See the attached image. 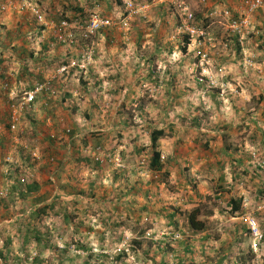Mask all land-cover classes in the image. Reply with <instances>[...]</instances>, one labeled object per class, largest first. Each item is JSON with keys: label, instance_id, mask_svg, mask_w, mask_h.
I'll return each mask as SVG.
<instances>
[{"label": "rangeland", "instance_id": "obj_1", "mask_svg": "<svg viewBox=\"0 0 264 264\" xmlns=\"http://www.w3.org/2000/svg\"><path fill=\"white\" fill-rule=\"evenodd\" d=\"M51 1L46 12L38 0L9 2L6 11L13 9L21 14L8 11L13 22L20 18L18 32L10 36H6L5 26L0 21V45L7 40L15 41L16 45L11 44L13 48H9L14 54L28 49L22 44L28 43L30 48L35 45L31 54L23 55L25 60L11 66L12 71L27 73L24 80L14 82V77L9 76L2 81L8 82L11 88L15 87L12 91L16 96L37 82L61 74L59 71L66 66L65 72L56 79V93L39 97L36 112L23 121L21 129L24 134L19 136L16 145H31L41 151V161L33 170L41 177V182L38 180L29 186L20 184V171L18 173L5 161L9 151L14 153V159L17 157L11 147L12 136L9 134L0 144V251L7 257L6 263L0 258V264H38L35 263L37 257L43 260V264H264V241L259 240V234L264 236V112L261 110L264 94L260 93L261 89H257L252 78L264 80V50L258 51L255 46L264 34L258 18L252 16L250 27L260 34L249 36L245 51L238 53L236 41H232L227 52L216 46L212 53L215 58L211 61V74H215L216 66H220L216 64L218 59L225 56L229 60L228 56L235 55V60L227 64L228 67L221 63L224 80L226 78L230 84L224 82L223 86L220 85L219 89L223 88V91H220L217 102H206L207 109L211 110L207 112L213 113V125L238 116L239 128L243 130L239 133L241 142L238 145L228 146L236 139L232 136L225 139L216 134L218 132L210 145L206 142L210 141L206 138V131L211 128L201 127L196 132L189 124L184 125V134L178 137L170 126L178 119L176 109L179 105H175L172 98L174 85L168 89L165 84L168 75L176 74L178 86L188 94L187 99L182 100L183 107L192 104L198 107L199 103L194 98L196 91H193L197 82L194 80L192 86L184 83V76L193 79L196 73L193 63L197 47L192 43L188 46L187 37L175 31L176 18L168 4L164 7L163 4L156 5L160 4L159 0H132L136 6L148 4L149 12L147 18L137 16L129 20L131 28L129 34L124 35L118 29H102L93 34L89 25L97 18H127L125 4L128 0H97L95 7L88 0ZM196 3H199L197 10L192 8L195 15H200L201 9H209L206 3L197 0ZM55 6H59V10ZM74 7L86 9L87 14L81 15L73 10ZM33 9L43 15V23L36 21ZM169 13L173 17L167 15ZM26 15L33 17L31 31L36 28L37 33L40 32L37 37L28 34L30 27L22 24V16ZM162 15L165 19L161 18ZM63 17L70 23L66 44L59 42L55 28ZM221 18L211 20L205 26L208 29L212 26L211 34L219 43L222 39H234L227 34L224 36L220 22L225 23V20ZM167 30L170 33L164 36ZM156 44L160 49L156 50ZM43 45H50V48L43 51ZM15 47L19 51L14 50ZM0 53L11 52L0 48ZM245 54L254 58V64L247 68L243 61ZM121 57L124 70L119 74L112 59ZM190 58L193 63L185 65ZM29 69L33 73L31 79ZM116 75L119 77L115 78ZM143 76L149 81L144 83ZM99 87L107 92L106 98L101 94L99 97ZM134 88L139 89V96ZM237 91L242 96H237ZM231 93H234L233 98L242 99L239 108L235 105L237 102L230 100L229 103ZM200 94L202 97V89ZM133 97L140 98L134 102ZM177 101L180 103L179 99ZM0 103H7L2 93ZM126 105L134 112L131 109L118 114ZM140 107L143 113L139 111ZM3 109L1 113L6 115ZM236 109L240 110L238 115L234 113ZM74 115L78 117L74 119ZM101 119L106 120L99 123ZM50 123H56L59 133L53 143L54 138L48 134L52 128ZM155 127L163 128L166 134L161 138L162 142L159 141L164 164V170L159 174L148 171L152 156L149 134L157 130ZM105 128H108L109 137L101 131ZM94 137H102L100 147L93 144L91 139ZM109 138H113V142L107 141ZM245 140L250 145V155L258 172H253V166L248 169L238 164L240 154L236 147ZM46 146L49 154L44 151ZM108 154H112V161L107 158ZM23 156V160H29L26 154ZM99 156L104 163L99 162L97 169L83 160L89 159L97 164L96 157ZM50 158H54V162H49ZM32 166L29 162L28 168ZM236 175L241 177L234 179ZM32 184L37 187L32 189L34 193H29ZM60 188L65 194L55 192ZM73 188L77 193L68 194ZM218 191L220 200L215 199ZM35 196L38 197L33 198ZM42 196L51 200L48 205L56 203V206L53 211L36 217L34 213L44 205L36 207ZM232 197L242 201V209L236 217L230 213L231 208L226 209ZM65 209L70 215L68 222L65 221ZM196 209H200L195 212L197 221L206 223L205 232L189 228V215ZM29 224L49 235L43 252L36 243L22 246L19 235ZM252 224L258 230L255 237ZM206 235L208 239L204 238ZM77 243L90 250H77Z\"/></svg>", "mask_w": 264, "mask_h": 264}, {"label": "built area", "instance_id": "obj_2", "mask_svg": "<svg viewBox=\"0 0 264 264\" xmlns=\"http://www.w3.org/2000/svg\"><path fill=\"white\" fill-rule=\"evenodd\" d=\"M28 2H32L33 0H27ZM202 3H206V0H199ZM161 4H168L175 15L176 18V31L177 33L184 34V36H188L190 39V43L192 46H196L195 58L198 60L195 68L196 72L198 68H202V72L205 77H209L211 81H214V77L209 74L211 67L213 66L212 61V53L215 50L216 46H222L224 51H228L229 44L231 40L219 41L214 38V35L211 34L210 28L201 27L199 22H197L195 10L192 9V3H195L196 0H159ZM201 3V4H202ZM25 6V3L22 4ZM127 18L123 19H94L91 21L89 25L90 31L95 34L102 29H110V30H121L124 32V35H128L130 31L129 20L134 17H142L147 18V13L149 12V5H139L136 6L132 0H128L125 4ZM9 7L8 4L0 5V12L6 11ZM30 7V4H29ZM243 11L233 12L230 9H224L222 11H215L214 15L216 19L222 17L221 19L225 20L224 22H220V25L223 27L224 34H227L228 37H240V40H243L246 35L249 34L248 28H250L251 18L260 10H264V0H243ZM34 16L37 22H44L43 15L40 11L33 9ZM236 14L237 16H235ZM70 27V23L68 21H62L55 26L57 37L59 38L60 43H65L67 40L65 39L67 29ZM71 38V36H69ZM71 41V40H70ZM126 41H129L128 38ZM73 43V42H72ZM254 64L253 57H246L244 59L245 67H250ZM220 67V68H218ZM216 72L218 71V76L223 77V66H218ZM82 68V66H81ZM66 66L64 65L59 73L55 77L51 79H47L46 81H40L33 85L32 89L26 90L20 96H16L12 91V88L9 86L8 82L3 83V93L5 94V98L7 100V116L0 118V137H9V134L12 136L11 139L14 141L11 145L12 150L17 153V157L14 159V153L10 151L7 153V157L5 161L12 165L14 170H18V182L22 185H29L36 181V172L34 170V166L37 165L41 161V154H39V150L31 145H23L22 151L17 150L16 145L19 144L20 135H23V129H21V125L26 117L33 115L37 110V104L39 97L43 95L55 94L56 89L55 85L58 82L57 78L62 75V72H65ZM202 80V77L199 78ZM68 132H70L68 130ZM100 149V148H99ZM26 154L30 161L23 160ZM115 156V155H114ZM103 158V157H101ZM107 158L112 161V154H108ZM115 159H117L115 157ZM96 161L100 163H104L103 159L96 157ZM33 166L29 169L28 163ZM49 162H54V158H50ZM252 231L254 233V237L258 235V230L254 224L251 226ZM259 240H263L262 234H259Z\"/></svg>", "mask_w": 264, "mask_h": 264}, {"label": "crops", "instance_id": "obj_3", "mask_svg": "<svg viewBox=\"0 0 264 264\" xmlns=\"http://www.w3.org/2000/svg\"><path fill=\"white\" fill-rule=\"evenodd\" d=\"M38 1H39V5L40 6L42 4V7L43 8L42 7L41 8L44 10V12H46V10H48L47 8H50L51 7V3H52L51 0H38ZM88 1L92 2V4L94 5V6L93 5L92 6L95 7V5L97 3V0H88ZM104 1L109 2V0H104ZM197 1L198 2H201L199 0H197ZM0 2H2L1 4H8L9 2L10 3H13L12 0H0ZM198 4L199 3H196V2L195 3H192V8H195L197 10ZM153 5H155V4H153ZM156 5H161L162 6V4H156ZM163 6L164 7L165 6L168 7V5H165V4H163ZM59 8H60L59 6H55V9L56 10H59ZM206 8H209V9L208 10L204 9V11H203V9H201V11H200L201 13H200V15L198 14V16L199 17L200 16L201 17L204 16L205 19L210 18V21L209 22H211V20H215L216 19V16L214 15V12L217 11V10L218 11H222L224 9H231L234 13L237 12V11H241L243 9V0H206ZM12 10L13 9H9L8 11H12ZM82 10H83V12H82L83 14H84V12L87 14V10L86 9H82ZM112 10H113V7L111 6V13L113 12ZM116 10L117 9H115L114 11H116ZM8 11H6V12H0V21L5 26L6 36H10L11 34L17 33L18 30H19V28H20V25L18 23V22H20V18H19L18 22H13L12 18L10 17L11 13L8 12ZM12 12H15L17 15L21 16V14L18 13L17 11H12ZM69 12H70L69 9H67V13L68 14H69ZM167 15L171 16L170 13L167 14ZM171 17H173V14H172ZM254 17H257L258 18V21L260 22L259 25H261L260 28H263V31H262V33H263L264 32V10H260L259 12H257ZM254 17H253V19H254ZM17 18L18 17H14V19H17ZM161 18H164L165 19L164 15H162ZM22 19H23V23L22 24H26L28 27H30V29H27V32L29 31L28 34L35 35V37H37V35L40 34V32L37 33L36 28H33V31H31L32 30V25H33V22H34L33 17L31 15H29V17H28V15H26V16H22ZM253 25H254V21H253ZM21 26H23V25H21ZM258 27L259 26H257L256 28H258ZM250 32H251V34H258L259 33L258 30L254 31L253 26H252ZM169 33H170V30H167V32H165L164 36L168 35ZM247 39H249V37H247L244 40L243 47H241V50H243V51H245V49H246V46H247L246 40ZM110 42H112V41L110 40ZM254 43H256V42H253V44ZM11 44L13 46L16 45L15 41L12 42L10 40H7V42L5 44L2 43L0 45L1 50L3 49V51L11 52V53L6 54V55H4L3 53H0V93H2L3 95H5L3 93V90H2V87H3V82L2 81L4 79H7L9 76H12V77H14V82H17V81L20 82L21 80H24L23 76H25V74H27V73L21 74L19 71H17V72L12 71L11 66H15V65H17L19 63V61L25 60L26 57L23 56V55H25L27 52L28 53L30 52V54H31V52L35 49V45L34 44H32L31 45V48H30L29 45H28V43H26V44H22V46L28 47V49H22V51L21 50L19 51L17 49V47H15L14 50L19 51V53L18 54H14L11 50H9V48L12 47ZM159 44H161V43L159 42ZM159 44H156V46H155L156 50L157 49H160V48H158L160 46ZM43 46H44L43 51L46 48H48V49L50 48V45H43ZM255 46L257 47L256 50L263 51L264 50V38L262 40H260L259 42H257L255 44ZM246 54L244 55L245 57L247 56ZM262 55H264V53ZM228 57L230 58L229 60H226V57L225 56L223 58L218 59L216 61V64H218V65L221 66L222 65L221 63H223V64H226V66H227V64H231L235 60V55H234V57H230V56H228ZM121 59H122V57L121 58H113L112 59V62L115 65V67L117 68V70L119 71V74H120L121 70H124V68H121L122 67V61H121ZM169 62H171V61H169ZM188 62H190V64H191L192 59L190 58L188 61L186 60L185 65H187V64L190 65ZM240 63H241V61H240ZM174 64H176V63H174ZM234 65H237V63H235ZM237 66L240 67V65H237ZM100 70H102V69H100ZM103 70H105V69H103ZM26 71L27 70H25V72ZM29 71H30V69H29ZM105 72H107V70H105ZM168 72H169V70H168ZM29 74H31V76L29 77V79H31V77L33 76V73L30 71ZM113 77H111V78H113ZM118 77H119L118 75L115 76V78H118ZM177 78H178L177 75L173 73L172 75H168V79L165 80V84L168 86V89L170 88V85L171 84L174 85L173 87L175 88V90H174V92L172 94V98L175 100V105L176 104L179 105L178 108L175 107V108H177L176 110H177L178 119L176 120V123H174V125H172L170 123L171 128L175 130V133L174 134L175 135H178V137L180 135H183L184 132L182 131V126L189 124L191 126V129H193L196 132L199 131V129H201V127H205L206 130L208 128H211V129H209V130L206 131V133H207L206 134V138L208 140H210V141H206V142L207 143L210 142V145H212V143H213L212 140L214 139V136L216 134H221L225 139L227 138V136H232L236 140L228 143V146L238 145L239 142H241V139L239 138V133H240V131L243 130V128H239V126H240V119H239V117L238 116L233 117V118H230L229 117L228 119H225L224 121H222L220 124L214 123V125H213L212 124V122H213L212 114L213 113L207 112V111H211V110H208L207 109L208 103L210 101L217 102V99H218V97L220 95V91L222 92L223 90L222 89H218V90H215L213 93H211L209 97H203V96L201 97L200 91H201L202 87L196 83V86L197 87L195 88L194 85H193L194 79H191L190 77H189L190 78L189 79L188 77L184 76V78H185L184 83H186L185 86H192L193 85V91H196V95H195L194 98H197L198 99L199 106L198 107H194V105L192 104V105H189V107H183L181 105L182 100L183 99H187L188 94L185 91H183L181 89V87L178 86L179 81L177 80ZM252 78H254L253 81H254L255 86L258 87L257 89H261V90H259L260 93H263L264 94V84L261 82V81H264V80L261 79L260 77H257L256 78L255 76L252 77ZM141 80L144 83L149 81L146 78V76L141 77ZM225 80H226V78H225ZM225 80L223 81V83L224 82L225 83L227 82L228 84H230L229 81H225ZM248 80L251 81V79H248ZM188 82H189V84H188ZM227 83H226V85H227ZM67 86L68 85H66V87ZM29 87L31 88L33 86H29ZM12 88H15V87L12 86ZM198 88H200V90ZM134 91L136 92V96H139V89H135L134 88ZM97 93H98L99 97H100V94H101V95H103V98H106L105 94L107 95V92H104L100 87L97 90ZM130 93L133 95V91H130ZM202 93H203V89H202ZM127 94H128V92H127ZM233 94L234 93H231V95H229V97H228L229 103H231V101H233V103L237 102L235 105L239 108V104L242 102V99L233 98L232 97ZM110 95H112V94L110 93ZM237 96H242V94L239 91H237ZM136 98H140V97H133L132 99H134V102H136ZM132 99H130V101H133ZM177 99L180 100V103L177 101ZM206 102H208V103H206ZM3 105H5V106H3ZM105 107H106V105L102 107L103 112L105 111L104 110ZM253 107L256 109V106H253ZM3 108H5V109H3ZM117 108H118L117 110H119V105H118ZM2 109L7 112V110H8L7 105L4 104V103H0V116L2 115V113H1ZM131 109L134 112V109L133 108H131V107H129V106L126 105V107L124 109L123 108L120 109V112H118V114L125 113L127 111H130ZM255 109H253V110H255ZM261 110H262V112H264V107H261ZM139 111H141V113H143V108L140 107L139 108ZM107 112H109V111H107ZM234 113L236 115H238L240 113V110L239 109H236V111H234ZM77 115L76 116L74 115L73 118L74 117H78ZM2 116L5 117V116H7V114L6 115L3 114ZM242 118L243 117H241V119ZM105 120H102L101 119V121H99V123L104 122ZM43 122L44 121L42 120V123ZM120 123L122 124V122H120ZM51 125H52V128L50 129V131L48 132V134H51V138H54L51 141V143H53V142H55L57 140V137H59L58 136L59 133H58V129L56 127V123H55V125H53V124H51ZM258 127L260 129V125ZM221 128H224L225 130H222ZM255 128H257V125H255ZM155 129L165 131L163 128L155 127ZM101 131L106 133L105 134L106 137H109L110 133H108L109 132L108 131V128H107V130H106V128L105 129H101ZM215 132H218V133L215 134ZM7 138L8 137L3 138V140H1L2 142L1 141L0 142L3 143ZM95 138L96 137H94V138L91 139L93 141V144H95V146L100 145L101 143H99V142L101 140H103L102 137H98L96 139ZM42 140H44V139H42ZM107 141L113 142V138H109ZM161 142H162V140H161ZM195 142H197V141L195 140ZM22 146L19 147V149L21 151L23 149ZM49 146H51V145H49ZM249 149H250V145L247 143V140H245V142L242 143V145L236 147V151H238L239 154H240V159L238 161V164H240L241 166H246L248 169H250V167H252V166L254 167V164H253V161H252V157L250 155L251 152L249 151ZM44 151H46L47 154L50 153V150H48L47 146L45 147V150ZM38 152H39V154H41V151L40 150ZM226 154H227V151H226ZM226 154H225V156H226ZM227 156L230 157V154H228ZM216 165L218 166L219 163L216 164ZM253 172H258L255 167L253 169ZM51 175L53 176L54 173L52 172ZM52 176H51V178H52ZM253 176H256V175H253ZM239 177H241V175H236L234 179H237ZM40 179H41V177L38 176L37 173H36V181H38V180L40 181ZM227 183H228V181H227ZM34 185H37V184H34ZM55 192H59L61 194H65L64 190H62L61 188L60 189H57ZM37 197L38 196H35L33 198H37ZM44 197H46V196H42V197H39V198L42 199ZM44 199H45V201L44 202H39L37 204V207L38 206H41L42 204H49L51 202V200L48 199L47 197L44 198Z\"/></svg>", "mask_w": 264, "mask_h": 264}, {"label": "trees", "instance_id": "obj_4", "mask_svg": "<svg viewBox=\"0 0 264 264\" xmlns=\"http://www.w3.org/2000/svg\"><path fill=\"white\" fill-rule=\"evenodd\" d=\"M73 10L74 11H79L81 13V15L83 14L82 13L83 10L80 9V8H78V7L77 8L74 7ZM234 15L237 16L236 14H234ZM196 16H197L196 17L197 18V22H199V25L201 27H205V26L208 25L209 20L207 21V19H205L204 17H201V16L199 17L198 15H196ZM80 17L81 16H79L78 18H80ZM198 17H199V20H198ZM75 18L76 17H74V19ZM61 19L58 20V23H60L62 21H68L69 22V19H66L65 17H63L62 20ZM203 22H205V23H203ZM262 37L264 38V34H262ZM235 41H238V40L236 39ZM186 44L188 46L190 44V39H189L188 36L186 38ZM236 48H237L238 53H240L241 52V47H240V44L239 43H237ZM183 51H186V47H183ZM29 89H32V87L31 88L29 87ZM149 135H150V140H151L152 156H151L150 161H149V164H148V171H150L153 174H159L160 172H162L164 170V164L162 162V151L159 148V141L166 134H165V131H163V130H152ZM3 138H5V137H0V141L3 140ZM1 142H0V144H1ZM98 146L100 147V145H98ZM83 160L87 164H90V165L93 164L94 165V168H96L99 165V162L96 164L95 162L92 163L89 159H83ZM28 161H30V158H29ZM119 176H120V174L118 173V176H116V178L118 179ZM36 187H37L36 185L32 184L29 187V189H28L29 190V193H34L35 191L32 190V189H34ZM62 190H64V189H62ZM74 190H75L74 188L71 189V190H68L67 193L74 195V194L77 193ZM220 194L221 193L218 191L217 194H216V196H215V199L220 200L221 199V195ZM44 198H46V197H44ZM44 198L39 199L38 202H44L45 201ZM55 206H56V203L55 204L53 203V204H50V205L44 204V205H42V207L39 206L40 208L38 207L39 208V210L37 211L38 213L35 212L34 213L35 214L34 216L38 217L41 213L42 214H45L47 211H51V210L53 211V209L55 208ZM227 208H231L230 213L232 214L233 217H236V216H238L240 210L242 209V201L240 199L238 200V199L232 197L229 200V202L227 203L226 209ZM199 210L196 209V210H194V212L192 214L189 215V224L188 225H189V228L191 230H193V231L205 232L207 230L206 223L204 224L203 222H198L197 221V213H195V212H198ZM209 212H211V211H209ZM209 212H208V216H210V213ZM69 217H70V215H68V211L65 209V221L66 222H68ZM24 229L26 231L24 233L21 232L22 234L19 235V238H20V240L22 242V246L25 247L27 245L36 243L38 245V249L41 252H43L45 250V248H46V241L49 240V235L47 233H45L43 230H41V229H38L36 227H32L30 224L27 225V227H25ZM249 233L251 234V231L250 230H249ZM204 238L205 239H208L209 236L206 235ZM190 246L191 245H189V247ZM76 248H77V250H83V251H87V252L90 250V248L88 246H84V245H82L80 243H77V247ZM187 250H189V248H187ZM0 255H1L0 256L1 260L6 263L7 257L4 256L3 252H1ZM100 257H106V256L105 255H100ZM35 263L43 264V260L40 257H37V258H35ZM124 264H126V263H124Z\"/></svg>", "mask_w": 264, "mask_h": 264}, {"label": "clouds", "instance_id": "obj_5", "mask_svg": "<svg viewBox=\"0 0 264 264\" xmlns=\"http://www.w3.org/2000/svg\"><path fill=\"white\" fill-rule=\"evenodd\" d=\"M126 2H127V1H126ZM160 4H161V3H160ZM0 5H2V4H0ZM165 5H166V4H165ZM250 29H251V27H250ZM250 35H251V32H249V34L246 35V37H244L243 40H240V37H237V36H236V37H233L234 39H232L231 42H232V41H235V40L237 39L238 41H236V45H237V43H239V44H240V47H243V42H244V40H245L247 37H249ZM224 36H225V34H224ZM222 40L225 41L224 39H222ZM226 42H227V41H226ZM189 45H190V44H189ZM230 45H231V43L229 44V46H230ZM217 47H218V50H222V51H224V49H223L222 46H217ZM218 50H217V51H218ZM241 51H242V50H241ZM226 52H227V51H226ZM246 57H250V56L247 55ZM246 57L244 56V59H245ZM212 58H215V57H212ZM244 59H243V61H244ZM197 62H198V60H197L196 58H194V63H193L194 67L196 66ZM217 67H218V66H216V68H217ZM245 68H247V67H245ZM198 70H199V72L194 73V78H193V79L197 82L198 85H200V86L202 87V89H203V97H209L211 93H213L215 90H218V89H219L220 85L223 86V80H224V77H220V76H218L217 73H215V74H211V73L209 72V74H210L211 76L214 77V81H211L209 77L202 76V75H204L203 72H202V68H198ZM215 72H216V69H215ZM200 77H202V80H203V81L199 80ZM221 89L223 90V88H221ZM162 162H163V161H162ZM263 241H264V236H263Z\"/></svg>", "mask_w": 264, "mask_h": 264}]
</instances>
